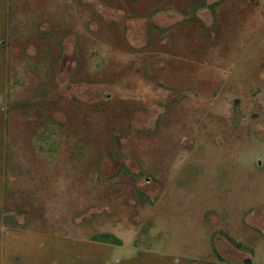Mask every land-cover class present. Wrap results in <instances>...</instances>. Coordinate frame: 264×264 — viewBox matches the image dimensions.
I'll list each match as a JSON object with an SVG mask.
<instances>
[{
	"label": "rangeland",
	"instance_id": "obj_1",
	"mask_svg": "<svg viewBox=\"0 0 264 264\" xmlns=\"http://www.w3.org/2000/svg\"><path fill=\"white\" fill-rule=\"evenodd\" d=\"M0 264H264V0H0Z\"/></svg>",
	"mask_w": 264,
	"mask_h": 264
}]
</instances>
